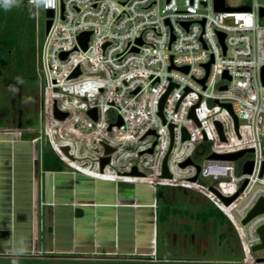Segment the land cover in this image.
<instances>
[{
	"label": "built area",
	"instance_id": "obj_1",
	"mask_svg": "<svg viewBox=\"0 0 264 264\" xmlns=\"http://www.w3.org/2000/svg\"><path fill=\"white\" fill-rule=\"evenodd\" d=\"M21 1L36 10V73L44 84L48 112L51 97L55 119H60L56 105L69 113L62 120L89 129L91 136L85 138H103L115 148L111 163L115 156H128L114 171L138 180L82 171L96 178L147 183L155 192L161 186L210 191L224 204L211 187L234 196L246 182L226 204H234L233 216L206 195L236 228L246 262L264 264V248L259 257L253 254L261 242L257 229L264 225V212L243 223L264 199V3L247 0L230 6L223 0L220 9L217 0ZM40 9L54 11L43 38ZM83 32H90L87 49L79 41ZM77 68L81 73L72 77ZM93 108L97 119L88 113ZM240 151L252 157L243 161L238 174V159L211 157ZM102 156L95 159L99 169ZM194 156L206 157L196 164ZM166 157L168 176L163 175ZM190 158L193 163L183 166ZM248 161L252 170L245 172ZM178 165L185 171L176 170ZM134 166L142 174H130ZM152 206L155 220L156 198Z\"/></svg>",
	"mask_w": 264,
	"mask_h": 264
},
{
	"label": "rangeland",
	"instance_id": "obj_2",
	"mask_svg": "<svg viewBox=\"0 0 264 264\" xmlns=\"http://www.w3.org/2000/svg\"><path fill=\"white\" fill-rule=\"evenodd\" d=\"M246 1L227 0L230 6L242 4ZM259 1L264 3V0ZM17 3L16 1L9 7H14ZM26 5L29 8H34L31 4L26 3ZM33 14V26L29 24L31 26L29 28L28 23L25 22L20 29L21 34L17 48L22 51V64H18L19 58L16 55V50L11 53L10 63L1 64L0 139L11 138L13 137L12 133L15 132L17 137L30 138L33 143L39 144V147L42 146L44 151L53 150L56 152L52 146L53 143L54 147L59 149L63 156H67L72 162L80 163L86 170L101 174L95 159H98L101 154H105V147L104 144H98L97 140H101L99 143H103L102 141L105 139L96 137L85 138L88 133L91 136L89 129H78L75 124L69 121L55 119L51 97H49V112L47 110V96L44 84L36 73V10ZM261 23L264 24V18ZM39 32L41 38L46 34V11L43 9H40L39 13ZM75 102V100H72L70 103L73 108L77 106ZM112 112H110L111 115ZM110 143L117 147V143ZM65 147L68 148L67 152L64 150ZM34 152L30 144H17L14 149V146L9 141L0 140V158H8L9 166L12 167H8L5 170L4 167H1V164L5 162L1 161L0 163V264H248L243 254L236 228L232 223L227 219H224L222 223L216 217H211L207 220L192 217L200 211L216 207L208 196L213 198L230 216H233L232 209L234 204L228 206L222 203L210 191L206 192L207 196L203 192L179 186L160 187L162 192L160 191L157 196L159 214L158 246L157 251H154V256L121 257L106 256L98 253H95V255L76 254L75 256H61L44 252H30L28 254L23 251L18 253L8 249L7 245L10 246V244L6 245L2 236H5L6 233L11 234L12 224L6 223V217H10L11 209L14 213L20 210L19 203L22 201L20 192H26L27 187L20 183L19 176L21 172L17 170L15 174L12 165L15 162L8 156H34ZM127 157L124 154L123 156H115L112 164L107 166L104 173L118 176L114 173V166L120 165V163L125 161L128 162L130 159L127 160ZM204 157L206 156H194V161L196 164H201ZM250 157L252 156L247 153L238 159L237 174L241 173L240 165L243 161ZM18 159L16 158V164L19 162ZM133 161L137 162L138 160L134 159ZM183 168L182 165H178L176 170L184 172ZM129 179H135V177H129ZM206 182L209 183L210 181ZM137 184L140 197L155 201L153 200V198L155 199L154 187L151 188L149 185L144 187L143 183ZM220 190L224 192L222 187H220ZM12 200L14 201L13 207H10L7 203H11ZM147 210L150 212L151 208ZM143 222L148 224L151 234L152 220H149L150 225L148 219H143ZM15 226H17L16 245L17 247H24L29 243L31 235L27 227L20 224L18 216ZM142 226L143 224L141 223L140 227ZM141 235L142 232L140 231V238ZM148 238H151V236ZM49 242H51V239ZM120 250L121 252L132 251L133 244H121ZM150 251V248L143 246L139 248L140 253ZM253 254L259 257L261 252L260 250L255 251Z\"/></svg>",
	"mask_w": 264,
	"mask_h": 264
},
{
	"label": "crops",
	"instance_id": "obj_3",
	"mask_svg": "<svg viewBox=\"0 0 264 264\" xmlns=\"http://www.w3.org/2000/svg\"><path fill=\"white\" fill-rule=\"evenodd\" d=\"M12 135L11 138L0 140L9 141L14 149L17 144H30L35 152L34 156H8L15 162L12 164L15 174L17 170L21 172L20 183L27 186L26 192H20V210L14 213L11 209L10 217H6V223L12 224L11 234L2 236L6 245L10 244L7 245L8 249L18 253L44 252L61 256L95 253L121 257L154 256L158 246L159 214L157 210L154 220V201L140 197L138 184L96 178L85 172L110 178L118 176L107 175L101 170V174H97L86 170L80 163L65 159L81 169L78 170L69 166L60 156L51 158L52 168L46 167L43 153L47 150L44 151L42 146L39 147L30 138L17 137L15 132ZM16 158H19L20 163L16 164ZM1 161L5 162L1 164L5 170L12 168L8 158H0V163ZM142 185L146 187L149 184ZM158 191L154 190L156 199ZM13 203L12 200L7 205L13 207ZM148 208H151L150 212ZM17 216L20 224L27 227L31 235L29 243L24 247L16 245ZM143 219H148L149 225V220H152L151 234L150 227ZM124 243L133 244V250L121 252V244ZM141 246L150 248L151 251L140 253Z\"/></svg>",
	"mask_w": 264,
	"mask_h": 264
},
{
	"label": "water",
	"instance_id": "obj_4",
	"mask_svg": "<svg viewBox=\"0 0 264 264\" xmlns=\"http://www.w3.org/2000/svg\"><path fill=\"white\" fill-rule=\"evenodd\" d=\"M222 3V4H221ZM217 4H218V7L220 9L223 8V0H217ZM230 9H233V8H230ZM242 9V8H241ZM243 9H249V7H243ZM54 14V11L49 9V10H46V31L49 30L50 28V25H51V19L50 17H52ZM264 14V11L262 10V15ZM89 35H90V32H83L81 35H79V41L81 43V46L84 48V49H87V42H88V39H89ZM67 53L64 52L62 54V57H66ZM207 69H209V64H207ZM80 69L77 68L74 73L72 74V77H76L80 74ZM262 80H263V83H264V67L262 68ZM224 88H226V86H224ZM166 95L163 97L162 101H161V109L163 107V103H164V100L166 98ZM227 107H229L231 110H232V105L231 104H226ZM91 116L94 117V119H97V109L96 108H93L91 110H89L88 112ZM161 113V112H160ZM69 115L68 112H62L60 111L57 106L55 105V116L60 118V119H65L67 116ZM192 115H193V111H192ZM236 123H237V117H236ZM123 124V121L120 120L117 122V125L121 126ZM173 127V126H172ZM219 128H220V131L222 133V128H221V125L219 124ZM188 134H184V139L188 138ZM104 144V147H105V154L106 156H102L100 158V166H101V169L103 170L105 168V166L109 163H111V156L110 154L113 153L115 151V148L112 147L111 145L109 144H106V143H103ZM64 150L67 152L68 151V148L65 147ZM153 149H150V152H152ZM244 151H240V152H237V153H231V154H212V158H219V159H239L240 157H242ZM193 163V160L190 158L188 159L186 162H184L182 165L183 166H186L187 164H191ZM252 161H248L245 163L244 165V171L245 172H250L252 170ZM130 174L132 175H140L142 174L137 166H134L132 168V171L130 172ZM163 175L165 176H168L170 175L169 174V170H168V167H167V157L165 158L164 162H163ZM246 185V182L242 185V187L240 188V190L234 195V196H224L223 194H221V192H219L217 189H215L214 187H211V190H213L226 204H229L235 197H237V195L244 189ZM261 212H264V199H260L256 205L254 206V208L248 213V215L243 219V223L246 224L253 216H255L256 214L258 213H261ZM257 232L261 238V242L257 245H255L253 247V249L256 251V250H259V249H262L264 248V225H261L258 229H257ZM264 259H260V261H263Z\"/></svg>",
	"mask_w": 264,
	"mask_h": 264
},
{
	"label": "trees",
	"instance_id": "obj_5",
	"mask_svg": "<svg viewBox=\"0 0 264 264\" xmlns=\"http://www.w3.org/2000/svg\"><path fill=\"white\" fill-rule=\"evenodd\" d=\"M18 3L14 7H5L3 4L0 8V69L2 63L11 62V53L16 50V55L19 58L18 64H22V51L17 48L20 40L21 26L27 22L29 28L33 26L35 8L28 7L26 2L17 1ZM31 26H30V25ZM1 79V77H0ZM44 164L46 167L52 168L51 158L58 156L53 150H47L43 153ZM158 191V195L160 194ZM162 192V191H161ZM192 217L197 219L207 220L211 217L218 218L222 223L224 219L230 220L218 207H214L210 210H203L193 215ZM231 223V222H230Z\"/></svg>",
	"mask_w": 264,
	"mask_h": 264
},
{
	"label": "clouds",
	"instance_id": "obj_6",
	"mask_svg": "<svg viewBox=\"0 0 264 264\" xmlns=\"http://www.w3.org/2000/svg\"><path fill=\"white\" fill-rule=\"evenodd\" d=\"M16 2V0H0V3H3V5L5 7H9L12 4H14ZM42 2L46 3V4H50L51 0H42Z\"/></svg>",
	"mask_w": 264,
	"mask_h": 264
},
{
	"label": "bare ground",
	"instance_id": "obj_7",
	"mask_svg": "<svg viewBox=\"0 0 264 264\" xmlns=\"http://www.w3.org/2000/svg\"><path fill=\"white\" fill-rule=\"evenodd\" d=\"M58 151H59V153L61 154V156H63V154L60 152V150L59 149H57ZM64 157V159H68V157L67 156H63ZM69 160V159H68ZM109 164H112V163H109ZM109 164L107 165V166H109ZM106 166V167H107ZM115 166H119V165H115ZM114 166V167H115ZM116 168V167H115ZM102 172H103V170L102 169H100ZM115 170V169H114ZM114 173L115 174H117L115 171H114ZM118 175V177H123V178H129V177H132V176H130V175H119V174H117ZM140 178V177H139ZM141 178H144L143 176H141ZM136 180H138V179H136ZM232 213H233V210H232Z\"/></svg>",
	"mask_w": 264,
	"mask_h": 264
},
{
	"label": "snow or ice",
	"instance_id": "obj_8",
	"mask_svg": "<svg viewBox=\"0 0 264 264\" xmlns=\"http://www.w3.org/2000/svg\"><path fill=\"white\" fill-rule=\"evenodd\" d=\"M241 18H243V17H241ZM251 22V18H249V23Z\"/></svg>",
	"mask_w": 264,
	"mask_h": 264
}]
</instances>
